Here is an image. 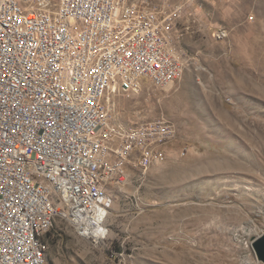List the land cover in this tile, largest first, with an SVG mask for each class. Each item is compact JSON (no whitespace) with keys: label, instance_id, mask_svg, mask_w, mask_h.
<instances>
[{"label":"rangeland","instance_id":"obj_1","mask_svg":"<svg viewBox=\"0 0 264 264\" xmlns=\"http://www.w3.org/2000/svg\"><path fill=\"white\" fill-rule=\"evenodd\" d=\"M165 4L181 7V77L162 90L143 78L137 93L106 100L112 126H174L166 161L144 175L128 169L109 191L98 244L57 219L44 239L48 264H262L251 242L264 234V0Z\"/></svg>","mask_w":264,"mask_h":264},{"label":"built area","instance_id":"obj_2","mask_svg":"<svg viewBox=\"0 0 264 264\" xmlns=\"http://www.w3.org/2000/svg\"><path fill=\"white\" fill-rule=\"evenodd\" d=\"M21 1H0V10L10 8L8 23L0 22L1 264H45L38 262L37 249L48 252L44 239L57 219L74 228L104 225L112 200L110 192L102 198V184L111 191L124 184L128 169L144 175L166 161L174 126L157 119L123 135L112 129V117L104 120L113 107H105L100 94L137 93L139 74L161 90L181 77L184 53L174 31L181 7H167L169 0H36L41 19L56 24V34H48L47 26L33 21V10L16 14ZM37 27H44V36H37ZM108 35H117L116 45L107 43ZM77 43H85L86 54L77 53ZM99 45H108V53H98ZM74 60H82L79 79L58 82L57 71L74 67ZM103 72H111L109 88L98 83ZM117 72H124L121 90H114ZM157 133L165 134V144L140 157L142 141ZM189 150L181 146L179 155ZM42 185H51L54 197H46ZM17 202H24V210H17ZM26 212L38 220L35 242L27 241ZM41 221H49V228H41Z\"/></svg>","mask_w":264,"mask_h":264},{"label":"bare ground","instance_id":"obj_3","mask_svg":"<svg viewBox=\"0 0 264 264\" xmlns=\"http://www.w3.org/2000/svg\"><path fill=\"white\" fill-rule=\"evenodd\" d=\"M1 1V0H0ZM49 2H56L62 0H48ZM133 5H142L143 3H137L132 1ZM33 10V21L41 22V26H47L48 34H56V24H48V19H41V2L36 0H22L16 5V14H24L27 10ZM10 17V8L2 7L0 10V22L8 23ZM37 36H44V27H37ZM107 43L109 45L117 44V35H108ZM77 53L86 54L85 43H77ZM98 53H108V45H99ZM126 54H133V47H126ZM26 65H33V58H26ZM82 70V60H74V67L63 68L62 71H57L58 82L63 84H70V79H79V71ZM145 78L146 74L137 75L138 81ZM120 79V80H119ZM124 72H117L114 76V87L118 82H123ZM111 81V72H103L98 75V83L102 88H109ZM117 89V88H115ZM114 89V90H115ZM108 94H100V102L104 103L105 107H108L107 103ZM108 110L104 113V120H109ZM112 129H119V132L123 135L132 134L131 130H124L118 127L112 126ZM159 144H165V134L157 133L156 137H149L142 141L140 157H148L151 150L157 148ZM154 167V166H153ZM42 192L46 197H54V189L51 185H42ZM102 198H109V184H102ZM17 210H24V202H17ZM25 232H27V241L35 242L37 238L38 220L33 219V212L25 213ZM73 226V225H71ZM41 228H49V221H41ZM74 228V226H73ZM76 235L82 240L90 242L92 245L98 244L99 240L103 239L106 230L103 225L98 222L96 226H82L74 228ZM47 251L44 249H37L38 262L48 264ZM2 261V253H0V264Z\"/></svg>","mask_w":264,"mask_h":264},{"label":"water","instance_id":"obj_4","mask_svg":"<svg viewBox=\"0 0 264 264\" xmlns=\"http://www.w3.org/2000/svg\"><path fill=\"white\" fill-rule=\"evenodd\" d=\"M251 247L254 251L258 262L264 264V234L251 242Z\"/></svg>","mask_w":264,"mask_h":264}]
</instances>
